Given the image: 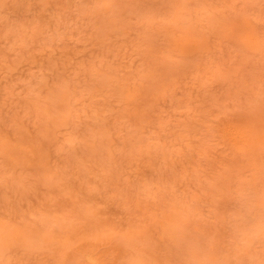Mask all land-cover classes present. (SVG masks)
<instances>
[{"label": "rangeland", "instance_id": "obj_1", "mask_svg": "<svg viewBox=\"0 0 264 264\" xmlns=\"http://www.w3.org/2000/svg\"><path fill=\"white\" fill-rule=\"evenodd\" d=\"M242 15L264 39V0H0V136L38 147L30 159L47 170H14L0 154V220L34 235L2 250L0 264H62L64 251L82 264L67 236H88L91 250L107 232V264H162L177 248L161 228L169 214L224 264H264V239L240 229L259 220L248 202L263 187L228 167L218 133L264 93V59L210 24L237 27ZM187 28L205 39L182 56L170 40ZM211 184L224 190L215 201ZM42 227L53 244L37 237ZM138 230L145 240L125 238Z\"/></svg>", "mask_w": 264, "mask_h": 264}, {"label": "bare ground", "instance_id": "obj_2", "mask_svg": "<svg viewBox=\"0 0 264 264\" xmlns=\"http://www.w3.org/2000/svg\"><path fill=\"white\" fill-rule=\"evenodd\" d=\"M212 22L210 23L212 28H220L224 31V34H228V37H233L236 40L238 47L251 55L257 56L258 59H264V39L261 38L254 27L253 22L248 16L242 15L240 18H237L239 21L237 27L230 26L226 24V19L220 20L215 16H210ZM220 20V21H219ZM205 38L196 39L191 35V30L187 28L185 33L182 35H175L171 38V47L182 56L189 55L193 49L198 50L201 47V44ZM255 68V67H254ZM215 75H220V70L216 66L212 68ZM124 98L136 104L137 94L136 90L131 86H127L123 92ZM60 98L65 99L64 95H61ZM63 103V102H62ZM245 109L243 113L230 114L226 121L218 128L219 137L221 142L231 151L232 162L228 164V167L232 169H248L250 171L249 180L247 185L253 189H256L258 186L263 187L261 197H256V201L250 199L248 202L252 206V202L259 205V220L253 222L252 226L242 225L240 229L243 232H248L245 239L247 242H251L253 237L256 235L260 239H264V224L262 219L264 218V93L262 97L258 95L253 96L252 98L246 100V104L242 106ZM135 111V110H134ZM237 112V111H236ZM45 113V110H44ZM51 114V113H50ZM49 114V115H50ZM139 116L144 118V113L142 111H135V118ZM54 120L56 118L53 117ZM138 120V119H137ZM27 143L23 142L20 144V147L11 145L6 142V140L0 136V154L5 158L8 166L16 170L19 165H33L38 166L39 169L46 170V162L43 157L35 160H31L29 153L37 154L39 151L38 147H27ZM30 148V149H28ZM242 183L241 181L238 184ZM218 186L211 184L206 188L205 191H208L212 195V200L215 201L216 198L222 195L224 190L217 188ZM88 214L91 212L87 210ZM257 215V210L254 212ZM172 215L169 214L166 216L165 220L162 223V230L166 235L169 236V239L172 242H175L177 245L176 253L169 252L167 253L162 264H171L170 257L175 258L181 257L185 260L186 263L190 264H224L223 261L225 258L219 256V252L215 245H211L208 248H203L200 243V240L197 236L187 235L188 228L191 230L192 226L180 227L172 221ZM241 221H244L241 219ZM244 223V222H243ZM45 227L40 228L44 232L35 231L39 233L37 237H42L44 244L46 246L53 244L51 235H44L46 232ZM255 232V234L253 233ZM28 230H24L17 227H8L0 220V256L2 250H9L15 245H22L25 241L34 236L29 234ZM104 234V233H98ZM110 232L104 234L103 238H97V244L89 250V240L88 236H79L74 242L70 241V236H67L65 244L67 248H72L74 253L82 250L85 257V262L82 264H107L106 263V251H101L100 244L104 239L111 240L112 238ZM145 230H138L134 234L130 232L125 238L134 243L140 242L144 239ZM200 244V245H199ZM202 247V248H200ZM70 256L65 251L61 255L62 264H68ZM139 258V257H138ZM133 261H130L131 264Z\"/></svg>", "mask_w": 264, "mask_h": 264}]
</instances>
